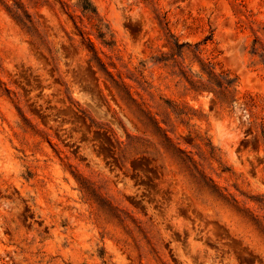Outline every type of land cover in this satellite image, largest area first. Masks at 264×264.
Listing matches in <instances>:
<instances>
[{"label": "rangeland", "instance_id": "1", "mask_svg": "<svg viewBox=\"0 0 264 264\" xmlns=\"http://www.w3.org/2000/svg\"><path fill=\"white\" fill-rule=\"evenodd\" d=\"M16 1L0 264H264V0Z\"/></svg>", "mask_w": 264, "mask_h": 264}, {"label": "trees", "instance_id": "2", "mask_svg": "<svg viewBox=\"0 0 264 264\" xmlns=\"http://www.w3.org/2000/svg\"><path fill=\"white\" fill-rule=\"evenodd\" d=\"M0 2L7 14L18 24L28 29L33 27V19L31 15L28 14L19 2L16 0H14L13 4H9L6 0H0ZM79 6L84 12L96 14V10L92 5L91 0H79Z\"/></svg>", "mask_w": 264, "mask_h": 264}]
</instances>
